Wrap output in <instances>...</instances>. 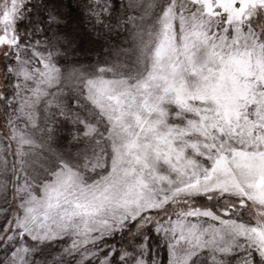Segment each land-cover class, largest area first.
I'll use <instances>...</instances> for the list:
<instances>
[{
    "label": "snow or ice",
    "instance_id": "obj_1",
    "mask_svg": "<svg viewBox=\"0 0 264 264\" xmlns=\"http://www.w3.org/2000/svg\"><path fill=\"white\" fill-rule=\"evenodd\" d=\"M0 264H264V0H0Z\"/></svg>",
    "mask_w": 264,
    "mask_h": 264
}]
</instances>
